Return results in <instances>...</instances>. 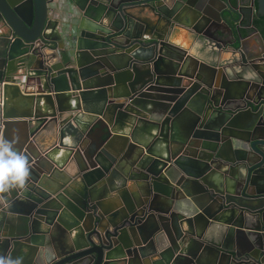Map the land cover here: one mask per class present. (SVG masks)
Returning <instances> with one entry per match:
<instances>
[{
	"label": "water",
	"instance_id": "1",
	"mask_svg": "<svg viewBox=\"0 0 264 264\" xmlns=\"http://www.w3.org/2000/svg\"><path fill=\"white\" fill-rule=\"evenodd\" d=\"M229 4L0 0V136L27 126L31 183L0 196V255L40 264L50 244L51 264H264V40ZM96 127L93 148L64 141Z\"/></svg>",
	"mask_w": 264,
	"mask_h": 264
},
{
	"label": "crops",
	"instance_id": "2",
	"mask_svg": "<svg viewBox=\"0 0 264 264\" xmlns=\"http://www.w3.org/2000/svg\"><path fill=\"white\" fill-rule=\"evenodd\" d=\"M224 1L227 4L233 2V3L236 4V6L237 5H239V6L241 5V7L244 8L242 21L244 23H246L247 20L248 21L251 20V25H252V19H253L254 15H255V6L252 7V9H251V3H252V1L254 2L255 0H224ZM141 11H143V12L140 14V17L143 20H146L148 22L155 21L153 13H151L148 10H141ZM249 30L251 31L250 33L253 34L250 37H255L254 33H252V30L251 29H249ZM248 40H249V42L247 43L248 48H246V51L249 53V52H252V51L257 49V47H256L257 46V42H255L254 38L253 39L249 38ZM174 42L177 43L178 45H180L181 47L182 46H184V47L186 46V42L183 39H181L180 37L175 38ZM95 82H96L95 79H92L90 81V84H91L90 86H94ZM21 120H26L27 121V120H31V119H21ZM84 121H86V119H84ZM142 126H141V128H142ZM27 129L28 128H27L26 125H22V126H17L14 130H10L9 139L14 140V142H15L14 143V147L16 148V150L18 149V147H20V146L25 144V142H26L25 138H26V136L28 134ZM104 132L105 131H104L103 127L102 128L96 127V128L93 129L92 132L90 131V133H89L90 134V138L89 139H86V140L85 139H82V140L79 139V140H77L78 136H76V134L73 131V129L72 128H67V129H65V132H64V137H65L64 141L67 142L68 145H71V144L79 145L82 149L83 148H89V147L93 148L96 144L100 143L101 137L102 136L104 137ZM46 134H48L49 136L42 135L41 138H40V144L44 148L50 146L52 144L53 140L55 139L54 137L50 136L51 134H49V133H46ZM139 135L142 136V133H140ZM98 141H99V143H98ZM31 152L34 155H36V156L40 155L39 151H38V148L35 145H33V148L31 150ZM40 159L42 161H47L46 159L45 160L43 159L42 155L40 156ZM62 159H63V153L59 152L56 160H57L58 163H61ZM65 163H67V164L65 165L64 169L59 170V171L60 172L63 171V172H65V174L68 175L71 171L75 170V165L72 162L71 158L69 159V161H65ZM57 177H58L59 180L65 179V175H63V174L62 175H58ZM26 184L29 185L31 183L30 182H26ZM124 185L126 187H123L120 190L130 192V190L132 188V183L129 182V181H126ZM32 188H35L34 184H32ZM115 195H116L115 193H112L105 200H103V202L105 203L104 204L105 208H109L115 203ZM0 202H1V199H0ZM2 216L3 215L0 214V218ZM8 216H9L8 214L5 215L6 219L10 218Z\"/></svg>",
	"mask_w": 264,
	"mask_h": 264
},
{
	"label": "clouds",
	"instance_id": "3",
	"mask_svg": "<svg viewBox=\"0 0 264 264\" xmlns=\"http://www.w3.org/2000/svg\"><path fill=\"white\" fill-rule=\"evenodd\" d=\"M14 143L0 136V196L24 188L29 176L27 158L16 150ZM45 249L47 255L41 258L40 264H51L55 250L50 244H46ZM0 264H23V258L0 255Z\"/></svg>",
	"mask_w": 264,
	"mask_h": 264
},
{
	"label": "trees",
	"instance_id": "4",
	"mask_svg": "<svg viewBox=\"0 0 264 264\" xmlns=\"http://www.w3.org/2000/svg\"><path fill=\"white\" fill-rule=\"evenodd\" d=\"M255 2H256V0H255ZM230 4H231V6H236V4L233 2ZM255 8H256V3H255ZM252 26L259 32L262 39L264 40V16H260V15L255 14L253 19H252ZM240 32L243 36H246L250 32V30L244 28V29H241Z\"/></svg>",
	"mask_w": 264,
	"mask_h": 264
}]
</instances>
